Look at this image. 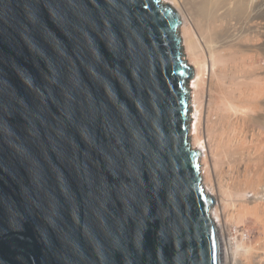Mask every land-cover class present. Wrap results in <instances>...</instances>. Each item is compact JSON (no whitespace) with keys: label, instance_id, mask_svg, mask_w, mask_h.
<instances>
[{"label":"water","instance_id":"1","mask_svg":"<svg viewBox=\"0 0 264 264\" xmlns=\"http://www.w3.org/2000/svg\"><path fill=\"white\" fill-rule=\"evenodd\" d=\"M181 25L162 0H0V264H223Z\"/></svg>","mask_w":264,"mask_h":264},{"label":"bare ground","instance_id":"2","mask_svg":"<svg viewBox=\"0 0 264 264\" xmlns=\"http://www.w3.org/2000/svg\"><path fill=\"white\" fill-rule=\"evenodd\" d=\"M164 2L181 16L183 53L194 70L190 140L202 152L204 190L217 200L223 264H247L261 253L222 232L230 230V205L240 219L264 218V0Z\"/></svg>","mask_w":264,"mask_h":264},{"label":"rangeland","instance_id":"3","mask_svg":"<svg viewBox=\"0 0 264 264\" xmlns=\"http://www.w3.org/2000/svg\"><path fill=\"white\" fill-rule=\"evenodd\" d=\"M163 3H166V2H164V0H163ZM262 57H261L260 65L262 67H264V52H263ZM184 58H185V56H184ZM261 122H264V120L263 121L261 120ZM191 143H192V141H191ZM263 186L261 187L262 192L260 194V197H261L260 200L264 202V187ZM252 194H249L248 196L252 197L253 196ZM227 212H228V214H227L228 218L227 219L229 222L227 223V222L223 221V223H227L230 230L229 231L226 230V232H224V233L222 232V235L225 234L224 236L229 238V235L231 234L233 241L236 240V238L240 241L242 239H244L246 241L245 243H246L247 247L250 246L251 249L253 248L252 253H254V254H256V252L261 253L260 255L257 254V256L255 258L251 257V258H253L254 261L251 258H250L251 259L250 261H252L253 263L256 262L255 264H264V249H263L264 248V218L261 219L262 220L261 222L258 221L260 219H258V220L252 219L254 217H248L247 219L246 218L240 219L238 207H235L233 205L229 206V208L227 209ZM220 237H221V234H220ZM257 249H259V251ZM253 256H255V255H253ZM252 262H250V263H252ZM250 263L248 260L247 264H250Z\"/></svg>","mask_w":264,"mask_h":264}]
</instances>
